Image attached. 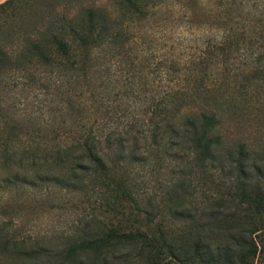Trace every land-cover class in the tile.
<instances>
[{
	"label": "rangeland",
	"instance_id": "obj_1",
	"mask_svg": "<svg viewBox=\"0 0 264 264\" xmlns=\"http://www.w3.org/2000/svg\"><path fill=\"white\" fill-rule=\"evenodd\" d=\"M137 1L147 4L142 14L127 13L123 0H14L0 8V50L9 58L0 64V153H42L90 127L119 133L136 126L123 155L112 148L133 199L117 208L109 192L91 185V175L62 188L33 182L28 167L0 160V234L7 245L0 264H147L146 252L130 246L79 262L65 252L111 225L128 231L127 216L160 240L198 229L222 245L226 231L238 233L256 215L252 200L264 197V0H190L188 8L175 0ZM85 9L103 11L121 37H92L96 47L75 67L17 66L14 58L30 41L70 38L60 31L70 24L77 30ZM231 34L227 55L213 51ZM176 90L188 97L179 113L172 111L178 127L188 111H214L213 160L199 161L185 139L168 149V133L151 138L154 106ZM138 129L144 140L131 156Z\"/></svg>",
	"mask_w": 264,
	"mask_h": 264
},
{
	"label": "trees",
	"instance_id": "obj_2",
	"mask_svg": "<svg viewBox=\"0 0 264 264\" xmlns=\"http://www.w3.org/2000/svg\"><path fill=\"white\" fill-rule=\"evenodd\" d=\"M12 1L14 0L4 1L0 4V8ZM175 1L184 7L190 2V0ZM123 2L126 4L127 13L131 15L142 14L143 8L147 7L146 3L143 6H136L137 0H123ZM193 3L198 2L193 1ZM106 20L108 21V18L103 11L85 9V20H81L77 30L70 24L68 31H60V36L62 33L70 38H58L52 35L49 39L32 40L14 58V61L17 66L34 63L41 67L59 70L69 66L75 67L79 63L82 65L90 55V51L96 47L93 41L96 37L104 34H109L111 39L121 37V28L116 25V29L115 27L109 29ZM231 36L232 34L225 35L215 44L213 51H217L222 56L227 55L226 52L232 44ZM8 60L6 54L0 50V64ZM181 92L183 91L176 90L164 95L154 106L159 112L153 111L154 123L152 120L149 121L153 124L151 138L162 141L164 135L168 133L170 137L168 149L176 144L175 140L180 139L182 142L185 139L187 150L190 154L196 155L199 161L213 160L219 146L216 115L209 106L200 109L197 113L188 111L182 126L178 127L173 118L175 113H179L184 108L185 100L188 99L185 91ZM165 99H169L170 103ZM174 100L179 104L170 110L168 104H173ZM172 111H175L174 115ZM126 126L128 128L119 133L111 131L104 133L103 126L94 129L90 127L78 138H73L67 146L42 153L32 150L11 156L1 152L0 160L7 167H10L12 160H15L16 167H28L33 172L31 174L33 182L49 180L62 188L80 184L84 175H91L93 180H96L94 184L91 182V185L109 192L112 207H121L123 201L133 202L132 192L126 186L125 177L116 171L118 167L116 163L120 162L117 156L124 154V144L129 140L125 136H129L136 127L133 124ZM141 136L138 129V132L135 131V135L131 137L133 146L131 156L136 154L138 142L144 140ZM103 143L104 147L101 146ZM113 144L117 145L119 150L115 158L111 155ZM157 144L155 142L156 146ZM13 174L14 180L20 178L18 172ZM22 178L27 179L25 175H22ZM252 204L256 215L251 220L254 221V218L258 217L257 221L261 223L250 221L248 224H243L234 235L231 231H226L227 239L222 245L212 244L204 230L198 229L169 240H160L150 233L147 234L146 230L140 229V225L133 227L131 216H127L124 219L131 224L128 231H119L116 225L103 228L101 235L92 242L68 249L65 256L71 258L73 262H79L86 257H93L102 250L113 255L119 248L130 246L146 252L144 258L147 264H264V197L254 196ZM1 238L0 234V253H5L7 245L1 241Z\"/></svg>",
	"mask_w": 264,
	"mask_h": 264
},
{
	"label": "crops",
	"instance_id": "obj_3",
	"mask_svg": "<svg viewBox=\"0 0 264 264\" xmlns=\"http://www.w3.org/2000/svg\"><path fill=\"white\" fill-rule=\"evenodd\" d=\"M4 1H7V0H0V4L3 3Z\"/></svg>",
	"mask_w": 264,
	"mask_h": 264
}]
</instances>
